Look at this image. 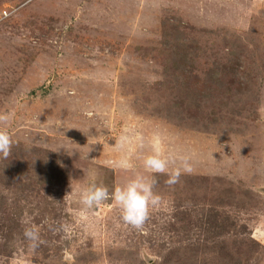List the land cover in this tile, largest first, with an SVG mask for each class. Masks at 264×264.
Segmentation results:
<instances>
[{"label": "rangeland", "instance_id": "rangeland-1", "mask_svg": "<svg viewBox=\"0 0 264 264\" xmlns=\"http://www.w3.org/2000/svg\"><path fill=\"white\" fill-rule=\"evenodd\" d=\"M0 113V264H264V0H0ZM153 153L193 171L156 174L143 230L111 200L82 215L78 186L150 175Z\"/></svg>", "mask_w": 264, "mask_h": 264}, {"label": "clouds", "instance_id": "clouds-1", "mask_svg": "<svg viewBox=\"0 0 264 264\" xmlns=\"http://www.w3.org/2000/svg\"><path fill=\"white\" fill-rule=\"evenodd\" d=\"M10 119L8 113H0V124L6 125ZM129 141L127 135L120 137L119 144ZM13 139L6 127L0 126V158L7 159L12 151ZM124 168H131L127 161L121 164ZM143 168L150 175L136 174L122 186H116L110 191L106 186L98 185L94 180L75 189V196L82 207V215L100 206L106 201H114L120 210V219L126 226L136 230H143L149 220L151 212L161 207L163 199L155 191L157 183L156 174H165L168 179L165 183L174 186L180 182L182 174L193 171L190 156L180 153L164 155L153 153L143 158ZM72 191V190H71ZM70 191V192H71ZM27 216V214H25ZM25 226L23 238L28 242V251L32 254L44 243L41 239L40 229L31 223V217L22 220ZM60 230L70 233L71 225L64 223ZM18 264H31L27 257H19Z\"/></svg>", "mask_w": 264, "mask_h": 264}, {"label": "trees", "instance_id": "trees-1", "mask_svg": "<svg viewBox=\"0 0 264 264\" xmlns=\"http://www.w3.org/2000/svg\"><path fill=\"white\" fill-rule=\"evenodd\" d=\"M37 153L42 154V153H44V151L37 150ZM65 167H66V169H59V167H56V166L53 167L51 165H44V166L40 167L37 171L39 173L38 174L39 176H43L45 173H47V174H53L55 176H60V179H59V181L56 184V186H59L62 183H66L68 181L69 177H70L69 176V171L67 169V166L65 165ZM158 176L159 175H156V179H157ZM217 218H218V215H217ZM202 224L203 225H206L208 227L210 226V228L212 229V231H209L208 230L211 233V235L208 236V240L216 239L217 237H214L212 235V232L214 231V229H217V227L216 226H212L210 220H205V222H202ZM251 242L253 244H256V242L254 240L252 241V239H251ZM239 244H242V246L245 247V240H243V238H240ZM242 256H245V255H242ZM240 260H241V258H240ZM232 264H243V262L242 261L241 262L237 261L235 263L232 262Z\"/></svg>", "mask_w": 264, "mask_h": 264}]
</instances>
